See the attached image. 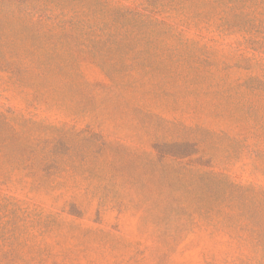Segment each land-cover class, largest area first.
<instances>
[{
    "label": "rangeland",
    "instance_id": "1",
    "mask_svg": "<svg viewBox=\"0 0 264 264\" xmlns=\"http://www.w3.org/2000/svg\"><path fill=\"white\" fill-rule=\"evenodd\" d=\"M0 264H264V0L0 8Z\"/></svg>",
    "mask_w": 264,
    "mask_h": 264
},
{
    "label": "trees",
    "instance_id": "2",
    "mask_svg": "<svg viewBox=\"0 0 264 264\" xmlns=\"http://www.w3.org/2000/svg\"><path fill=\"white\" fill-rule=\"evenodd\" d=\"M13 1L24 2V0H0V8L6 7V4H7V3H9V2H13ZM19 7H20V9H22L21 7L24 8V7H27V6L20 5ZM25 9H27V8H25ZM25 9H24V10H25ZM32 9L35 10V9H37V7H36V6H33Z\"/></svg>",
    "mask_w": 264,
    "mask_h": 264
}]
</instances>
